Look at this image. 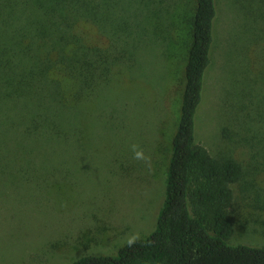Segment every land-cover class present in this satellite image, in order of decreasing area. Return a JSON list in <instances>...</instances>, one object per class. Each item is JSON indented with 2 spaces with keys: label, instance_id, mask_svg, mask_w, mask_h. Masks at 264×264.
<instances>
[{
  "label": "rangeland",
  "instance_id": "obj_1",
  "mask_svg": "<svg viewBox=\"0 0 264 264\" xmlns=\"http://www.w3.org/2000/svg\"><path fill=\"white\" fill-rule=\"evenodd\" d=\"M218 3L221 42L206 74L197 141L243 167L242 179L232 186L234 234L228 244L264 248V25L249 19L246 0ZM196 5L197 0H119L111 35L79 24L86 43L107 51L112 66L82 103L66 142L33 153L28 166L0 165V264L116 256L128 238L155 229ZM230 31L235 44L226 57L222 39ZM133 144L151 157L150 167L133 159Z\"/></svg>",
  "mask_w": 264,
  "mask_h": 264
},
{
  "label": "trees",
  "instance_id": "obj_2",
  "mask_svg": "<svg viewBox=\"0 0 264 264\" xmlns=\"http://www.w3.org/2000/svg\"><path fill=\"white\" fill-rule=\"evenodd\" d=\"M118 4L0 0V165L28 166L33 153L67 141L70 123L112 66L110 54L88 45L78 26L88 22L111 35ZM245 9L249 19L264 25V0H246ZM219 16L218 0H197L180 119L155 229L116 256H84L70 264H264V248L228 244L234 234L232 186L243 177L241 163L216 157L197 141L206 74L221 42ZM234 40L232 31L222 39L226 57ZM13 151L26 157L8 159Z\"/></svg>",
  "mask_w": 264,
  "mask_h": 264
},
{
  "label": "clouds",
  "instance_id": "obj_3",
  "mask_svg": "<svg viewBox=\"0 0 264 264\" xmlns=\"http://www.w3.org/2000/svg\"><path fill=\"white\" fill-rule=\"evenodd\" d=\"M132 152H133V159L137 161H143L146 165L150 167L151 165V157L147 156L142 148H140L138 145L133 144L132 146ZM138 235H133L130 238L127 239V243L129 246L134 244L136 240H138Z\"/></svg>",
  "mask_w": 264,
  "mask_h": 264
}]
</instances>
